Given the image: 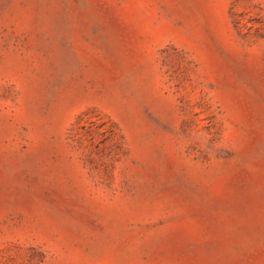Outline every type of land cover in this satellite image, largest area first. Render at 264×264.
I'll use <instances>...</instances> for the list:
<instances>
[{"label": "rangeland", "instance_id": "obj_1", "mask_svg": "<svg viewBox=\"0 0 264 264\" xmlns=\"http://www.w3.org/2000/svg\"><path fill=\"white\" fill-rule=\"evenodd\" d=\"M0 264H264V0H0Z\"/></svg>", "mask_w": 264, "mask_h": 264}]
</instances>
